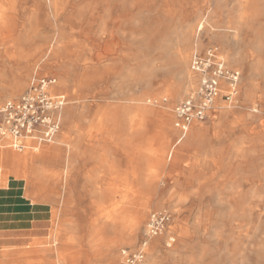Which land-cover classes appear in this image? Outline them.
<instances>
[{
  "label": "bare ground",
  "instance_id": "6f19581e",
  "mask_svg": "<svg viewBox=\"0 0 264 264\" xmlns=\"http://www.w3.org/2000/svg\"><path fill=\"white\" fill-rule=\"evenodd\" d=\"M47 3L49 9L44 7ZM27 5L36 8L22 10ZM222 6L224 10H220ZM198 10L202 12L198 21L186 26ZM23 14L29 19V24L19 31L18 21ZM38 35L46 36V39L35 43L33 39ZM5 37H14L17 44L2 41L0 52L5 54V48L9 47L8 52L15 63L25 59L31 62L38 53L47 52L43 70L54 71L57 75H53L57 85L52 92L65 95L67 100L62 110L65 128L61 127L55 140L47 143L49 145L34 144L21 153L9 152L10 174L19 177V167L40 158L34 153L46 145L43 159L51 155L61 166L54 173L47 169L43 173L56 175L58 185L62 186L70 173V164L85 154V133L103 132L104 129L106 132L121 129L122 133H128L150 123L152 109L142 103L131 115L123 105H110L102 119L107 125L105 127H101V110L104 108L101 105L92 117L91 126L85 125L86 114L83 111L87 108V96L109 94L106 88L110 75L119 70L118 61L134 56L128 50L137 43L145 42L146 49L152 53L150 71L161 69L170 72V77L164 80L166 89L159 92L174 101L183 95H197L202 74L193 69V57L199 52L206 54L209 48L204 42L206 37L219 42L224 48L222 53L228 66L238 64L245 73L238 85L237 101L232 102L236 110L233 123L227 124L226 116L231 113V105L225 102L220 104L221 110L215 116L217 121H221L223 130L232 126L249 127V122L245 121L246 113L239 110L238 97L242 85L248 87L245 95L251 97L259 89V79L264 78V0H0V41ZM32 48L35 52L31 54ZM23 72L22 69L0 68V80L13 84V92L19 91L32 74L31 71ZM228 91V82L222 78L216 102L226 101L223 96ZM118 92H121L119 87L114 89L115 95ZM145 96L141 95L139 100L145 101ZM177 106L165 112L164 124L157 127L183 133L176 125ZM195 122L186 134L194 128L207 127ZM98 137L90 138L101 143ZM103 139L104 142H114V136H104ZM172 144L178 145V142ZM242 147L241 144L237 147L236 158L241 157ZM227 164L226 146L222 143L218 152L211 155V161L201 168V172L219 173V177L204 178L191 185L194 195L160 198L162 195L153 194L162 188L158 181L149 192L132 195L133 214L131 218L127 215L122 217L123 225L130 224V233L128 231L120 239L112 241L120 247L126 244L135 245L138 249L148 247L147 250L160 247L158 250L164 256L189 257H205L206 247L211 245L221 251L224 245L264 243V172L258 167H249L244 169L248 175L242 176ZM66 188L72 195L74 187L66 185ZM168 200L176 211L174 217L177 222L173 227L170 226L171 217L161 211L167 207ZM167 224L169 228L165 229ZM196 244L198 251H193ZM115 258L120 261L123 258L119 249Z\"/></svg>",
  "mask_w": 264,
  "mask_h": 264
},
{
  "label": "crops",
  "instance_id": "0c3cea01",
  "mask_svg": "<svg viewBox=\"0 0 264 264\" xmlns=\"http://www.w3.org/2000/svg\"><path fill=\"white\" fill-rule=\"evenodd\" d=\"M5 61L16 65L11 57ZM26 65V62L22 64ZM126 93L129 101L122 102L121 92L116 98L101 101L103 113L108 112L110 105L118 104L130 115L136 113L132 98L137 93L133 88ZM91 102L89 99L86 110L89 117L90 107L94 105ZM234 117L232 112L228 114L227 124H232ZM248 129L244 125L225 130L214 126L194 128L186 134L168 128L145 127L131 129L128 133H122L121 129L85 133L88 137L85 139V208H67L48 195L51 180L43 173L47 167L42 164L31 169L27 162L19 167V177L11 175L10 148L0 147V264H122L115 258L120 246L112 240L130 233V224L123 225L122 217L131 218L133 214L132 195L137 194L132 192L133 185H141L145 193L158 181L155 179H159L160 184L170 185L166 195L191 192V185L210 174L201 172V168L211 161V155L218 152L222 143L226 146L227 166H232L242 176L248 175L244 171L250 167ZM91 136H114V142L96 143ZM240 144L242 154L236 158ZM51 158L48 155L44 160ZM185 160L191 165H183ZM181 167L192 168L185 171L188 176L177 172ZM190 174L198 177L191 178ZM122 184L129 185L125 192L130 195L126 208L121 207L120 198H115L122 194ZM26 195H34V198Z\"/></svg>",
  "mask_w": 264,
  "mask_h": 264
},
{
  "label": "rangeland",
  "instance_id": "374dc122",
  "mask_svg": "<svg viewBox=\"0 0 264 264\" xmlns=\"http://www.w3.org/2000/svg\"><path fill=\"white\" fill-rule=\"evenodd\" d=\"M46 8H50L49 3L44 6ZM36 7H32L27 5L22 10H32ZM220 10H224V7H220ZM202 12L198 10V14L188 23L187 25H193L195 24ZM221 17V16H220ZM222 18V17H221ZM29 19L26 18L25 14L21 15L20 20L18 21V29L19 31H22L24 27H26ZM224 22V21H223ZM222 22V23H223ZM46 34V33H44ZM46 39V36L38 35L33 39L35 43H38L40 41H43ZM5 42L6 44L15 42L14 37H5L2 38L0 42ZM205 44H207L208 47L211 46H218L221 50V52L224 51V48L219 44V42L215 40H211L209 37H206L204 40ZM147 45L145 42H139L136 45H134L133 49L128 50V53L133 54L134 56L132 58H125L122 59V61H118L120 64V68L117 72L110 75L107 94H101L99 96H96L95 94H89L86 98V103L88 107V100L91 99L94 105L90 107V117L88 116V113L86 114V110L83 111L86 114L85 117V125L86 127L91 126L92 117L94 114H96L101 105V101L107 99V98H116L117 95L114 93V89L119 87L121 89V99L122 102L129 101V96L126 93L129 91L130 88L135 89V92L137 93V98L134 97L132 102L134 105V108H136V111L138 110V106L142 103L148 105L152 112L150 114V123L147 125L148 128L157 127L164 124L165 121V112L169 110V108H174L177 104H179L183 99H185L186 95H183V97L178 98L176 100L170 99L168 96H165L164 93H160L159 91H164L166 88L164 87V80L168 77H170V72L168 70H161L157 69L154 71H150V64H151V57L152 53L150 50L148 51L146 49ZM9 47L5 48L4 52L5 54H1L0 52V68H12V69H22L24 74L31 71V76L28 79V82H26L21 90L13 92V84H11L8 81L0 80V106L9 99H15L20 97L31 85V83L38 77L42 76H48V75H54L57 76L54 71H44L43 70V63L45 59L47 58V52L41 53L31 61L29 62L28 59H25L23 62H16L15 66L8 64L7 61L4 62V59H7L8 57H12L11 54H9ZM34 53L35 50L32 48L30 53ZM31 53V54H32ZM201 54V52H199ZM26 62V66L23 67L22 64ZM230 68L238 69L242 73V81L244 78V71L242 66L238 64H230ZM135 77V79H134ZM122 79V80H121ZM121 81V83H120ZM132 86V87H131ZM241 88V95L238 97L239 100V110L246 113V122H249V129L247 133V138L249 139V164L251 168L256 169L258 167L259 169H262L264 172V78L259 79V89L257 92H255L251 97L245 95V92L248 90V87L245 85H242ZM143 94H146V96L143 98L145 101H140L139 97ZM148 94V95H147ZM90 96V97H89ZM168 97V100H165V98ZM237 101L234 99V102ZM225 102V104L231 105L230 111L235 114L236 110L233 109L235 105L233 103H229L227 101H217L214 105L213 111L211 113V116L206 121H197L195 122L198 125H204L207 127H214L217 126L219 130H221V127H219V124L221 121H217L215 116L217 113L221 110L220 104ZM76 105H79V102L76 103ZM173 110V109H172ZM256 110V111H254ZM80 112V111H79ZM103 109L101 110V127L107 126L105 124V121L103 122L104 117ZM65 115V113H64ZM65 123V122H64ZM195 125V124H194ZM65 128V124H63L62 129ZM104 129V128H103ZM102 129V130H103ZM215 129V128H214ZM217 131V130H216ZM104 136L98 137L101 138L100 141L104 142L105 139H103ZM87 135L85 136V139H87ZM83 142V141H82ZM57 143V142H56ZM54 143V144H56ZM46 145H49L46 143ZM46 145L42 146V149L40 152H35L34 154L36 156H39L40 158L36 160H29V167L31 169H34L37 165H43V167H47L51 173H54L53 171L60 168V164L56 159L51 158L43 159V150H45ZM140 146V145H139ZM253 149H256L253 151ZM9 152H15V153H21L19 151H16L14 149H9ZM169 154V153H168ZM42 157V158H41ZM183 165L188 164L189 160L182 161ZM70 173L65 177V184L64 186L58 185L59 179L56 177V175L48 174L47 178H49L50 185H49V191L48 195H51L55 202L62 203L67 208H85V154H82L77 160L73 161L70 166ZM192 168H189V170ZM187 169H183L182 167L178 169L177 172H182V176H188L185 171H189ZM183 171L185 174H183ZM158 175V174H155ZM191 178L198 177L197 174L191 175ZM234 176L233 174L231 175ZM230 176V177H231ZM246 176V175H244ZM219 175H212L208 174L206 176H203L202 178L206 179H215L218 178ZM250 178H252V173ZM264 178V174H263ZM158 181H161L159 179H155ZM66 185H72L74 187V191L72 195L68 193ZM61 186V187H60ZM162 188L158 191H155L154 195H162L160 198H168V195L165 193L168 191L170 185L168 184H161ZM181 188L183 186L179 185ZM129 188L128 184H122V194L121 195H115V198H120V205L122 208L125 207L127 200L129 199L128 195H126V190ZM142 186L141 185H133L132 192L137 193L136 195H142L144 192L141 191ZM264 194V191H262ZM212 194H215V192H211ZM194 195V193L183 191L180 195ZM225 195V193H222ZM176 195V194H175ZM27 197L34 198V195H26ZM71 199V200H70ZM159 200V199H158ZM35 200L33 199V202ZM164 215H167L171 217V224L170 226H174L173 223H176V216L174 217L173 209L171 208V202L168 200L167 207L163 210H161ZM160 211V212H161ZM169 228V225L167 224L165 226V229ZM214 246H208L206 249H208L207 254L205 257H189L188 255H178V256H164L161 251H159V248H153L148 249L142 248L138 249L135 245L126 244L119 248V252L122 253V264H129L127 262V257L133 254H141L143 255V264H264V243L259 245H253V244H245V245H236V246H230V245H224L222 246L221 251H217ZM193 251H198V245H194ZM233 248V249H232ZM123 250H127L126 254H123ZM147 253H150L147 254ZM154 255V256H153ZM212 262V263H210Z\"/></svg>",
  "mask_w": 264,
  "mask_h": 264
},
{
  "label": "built area",
  "instance_id": "2783aa9c",
  "mask_svg": "<svg viewBox=\"0 0 264 264\" xmlns=\"http://www.w3.org/2000/svg\"><path fill=\"white\" fill-rule=\"evenodd\" d=\"M192 67L202 74V83L197 95L186 97L176 107V125L183 133L194 121L210 118L222 78L229 86L224 100L232 103L239 92L242 77L240 70L228 66L216 45L209 47L206 54H196ZM56 85L57 79L53 75L38 77L20 97L9 99L0 106V147L22 152L34 144L55 140L63 124L62 110L67 101L65 95L52 92ZM126 253L127 250H123V254ZM143 259V256L133 254L127 257V262L143 264Z\"/></svg>",
  "mask_w": 264,
  "mask_h": 264
}]
</instances>
